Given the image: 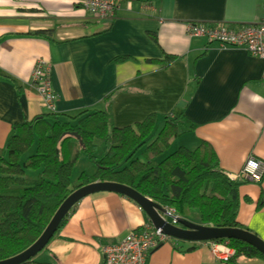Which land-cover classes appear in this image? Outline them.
I'll return each mask as SVG.
<instances>
[{
    "label": "crops",
    "instance_id": "obj_1",
    "mask_svg": "<svg viewBox=\"0 0 264 264\" xmlns=\"http://www.w3.org/2000/svg\"><path fill=\"white\" fill-rule=\"evenodd\" d=\"M82 1L0 0V149L13 125L50 113L31 79L40 66L56 115L105 111L117 128L148 116L157 128L159 118L181 121L177 147L212 148L219 169L239 184L237 227L264 241V176L258 183L239 178L248 156L264 161V63L186 31L189 24L260 23L264 0H121L111 19L94 18ZM167 153L154 146L149 155ZM145 221L129 198L94 193L37 254L44 262L102 264L104 248ZM210 243L169 237L145 264H223L210 257ZM230 264L264 261L239 255Z\"/></svg>",
    "mask_w": 264,
    "mask_h": 264
},
{
    "label": "trees",
    "instance_id": "obj_2",
    "mask_svg": "<svg viewBox=\"0 0 264 264\" xmlns=\"http://www.w3.org/2000/svg\"><path fill=\"white\" fill-rule=\"evenodd\" d=\"M180 123L165 117L157 128L154 117L148 116L117 128L105 111H82L73 116L47 113L13 125L0 149V261L34 243L63 200L75 189L96 181L126 185L196 224L238 228L239 184L219 169L207 143L200 142L193 150L180 146L159 159L149 155L154 146L163 153L169 150L172 140L180 135ZM140 148V158L135 157ZM143 153L146 157L141 158ZM81 156L94 171L90 175L80 172L73 180L72 171ZM210 242L226 243L236 255L264 261L255 248L242 241ZM20 264L57 263L37 262L34 256Z\"/></svg>",
    "mask_w": 264,
    "mask_h": 264
},
{
    "label": "built area",
    "instance_id": "obj_3",
    "mask_svg": "<svg viewBox=\"0 0 264 264\" xmlns=\"http://www.w3.org/2000/svg\"><path fill=\"white\" fill-rule=\"evenodd\" d=\"M120 1L84 0L81 5L96 19H111ZM186 31L190 36L204 37L221 46L243 48L264 63V21L237 29L205 28L189 24ZM31 76L32 81L37 85L36 91L41 98L42 106L50 112L54 111L53 103L56 96L51 90L48 75L42 72L40 66H36ZM239 173V178L258 183L264 176V161L248 156ZM158 214L169 225H178L179 216L172 207H164V211ZM167 238L160 228L153 227L147 220L139 230L131 231L121 240L106 246L103 250L102 264H145L149 251ZM209 255L223 264L238 260L234 251L225 244H210Z\"/></svg>",
    "mask_w": 264,
    "mask_h": 264
},
{
    "label": "water",
    "instance_id": "obj_4",
    "mask_svg": "<svg viewBox=\"0 0 264 264\" xmlns=\"http://www.w3.org/2000/svg\"><path fill=\"white\" fill-rule=\"evenodd\" d=\"M69 134L76 139H79V136L75 132H69ZM80 143L81 142L79 141V144ZM98 192H113L129 198L141 208L153 227L160 228L162 233L170 238L188 242H204L218 239L239 240L255 248L264 258V241L247 230L240 228L205 226L185 219H180L179 226L174 227L162 220L158 213H156L157 211L163 212V209L159 204L142 196L134 189L116 182L96 181L83 185L72 191L59 205L38 239L21 253L0 261V264H20L33 258L52 238L60 221L68 211L82 198Z\"/></svg>",
    "mask_w": 264,
    "mask_h": 264
},
{
    "label": "rangeland",
    "instance_id": "obj_5",
    "mask_svg": "<svg viewBox=\"0 0 264 264\" xmlns=\"http://www.w3.org/2000/svg\"><path fill=\"white\" fill-rule=\"evenodd\" d=\"M162 118H159L157 119V122L160 121V123L162 124L163 120H161ZM182 127V126H181ZM183 128V127H182ZM179 136H177L176 138H178ZM174 138L171 142V146H174L171 148L170 152L167 151L166 155H168L169 153H171L173 150H176L177 149V146H179V143L178 141H176ZM175 141V142H174ZM143 150V148H140L138 149L136 152H135V157H138L140 158V152ZM33 151V148L30 149V151H28V154H30L31 152ZM94 171V167L91 165V163H89L83 156L80 157L78 163L75 165L73 171H72V176H71V179H75L77 178V176L79 175L80 172H85L86 174L90 175L92 174ZM35 261L37 262H42L43 261V256H41L40 254H37L35 256Z\"/></svg>",
    "mask_w": 264,
    "mask_h": 264
},
{
    "label": "clouds",
    "instance_id": "obj_6",
    "mask_svg": "<svg viewBox=\"0 0 264 264\" xmlns=\"http://www.w3.org/2000/svg\"><path fill=\"white\" fill-rule=\"evenodd\" d=\"M50 113H54V112H50ZM249 181V180H248ZM252 182V181H251ZM151 200V199H150ZM152 201V200H151ZM154 202V201H153ZM137 205V204H136ZM138 206V205H137ZM162 207V206H161ZM138 208L141 210V208L138 206ZM162 209H163V211H164V207H162ZM156 213H158V211L156 212ZM159 213H162V212H159ZM177 213V212H176ZM178 214V213H177ZM159 215V214H158ZM179 216V215H178ZM180 219H183V218H181L180 216H179V220ZM147 220H148V218H147ZM179 220H178V225L177 226H174V227H178L179 226ZM186 220V219H185ZM188 221V220H187ZM172 226V225H171ZM164 234V233H163ZM165 235V234H164ZM168 237V236H167ZM169 238V237H168ZM210 244H225L228 248H230V249H232L233 251H234V255H235V257L238 259V256L239 255H236L235 254V250L233 249V248H231V247H229L226 243H213V242H211ZM240 255H242V254H240ZM233 262H236V261H233V260H231V262L230 263H233ZM229 263V264H230Z\"/></svg>",
    "mask_w": 264,
    "mask_h": 264
}]
</instances>
